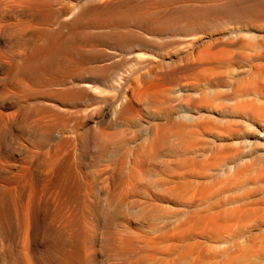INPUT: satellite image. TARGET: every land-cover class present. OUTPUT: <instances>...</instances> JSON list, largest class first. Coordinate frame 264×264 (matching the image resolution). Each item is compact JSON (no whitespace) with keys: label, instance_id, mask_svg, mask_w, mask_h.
Wrapping results in <instances>:
<instances>
[{"label":"bare ground","instance_id":"6f19581e","mask_svg":"<svg viewBox=\"0 0 264 264\" xmlns=\"http://www.w3.org/2000/svg\"><path fill=\"white\" fill-rule=\"evenodd\" d=\"M56 4L0 0V264H135L124 261L159 244L136 229L154 210L137 211L134 198L169 133L159 131L152 147L135 152L125 175L108 165L93 176L86 171L120 145L117 133L99 129L103 109L81 106L103 92L92 77H106L115 66L99 59L116 56L110 45L152 43L165 29L227 20L263 27L264 0H73L70 11ZM151 57L139 54L127 74L108 79L110 88L130 84L116 118L132 115L140 85L133 68ZM197 57L186 65L206 64L203 54ZM174 72L155 71L164 80ZM258 116L264 122V103ZM125 206L132 227L121 222L129 216ZM182 229L179 237L190 235L189 226Z\"/></svg>","mask_w":264,"mask_h":264},{"label":"rangeland","instance_id":"374dc122","mask_svg":"<svg viewBox=\"0 0 264 264\" xmlns=\"http://www.w3.org/2000/svg\"><path fill=\"white\" fill-rule=\"evenodd\" d=\"M72 4L57 0L56 7L70 11ZM224 22L165 29L152 43L110 45L108 52L116 56L99 60L115 66L107 79L99 74L91 79L103 92L81 101L87 110L103 109L99 129L117 133L120 142L86 170L91 176L107 165L125 175L135 152L145 143L151 146L159 131L169 133L134 198L137 211L154 210L149 223L136 229L159 244L156 251L131 254L125 263L264 264V122L257 120L264 103V26ZM139 54L154 59L133 68L140 79L135 106L128 121L118 119L115 110L130 84L110 88L109 80L127 74ZM202 54L206 64L187 66ZM155 71L174 73L164 80ZM125 211L129 216L121 222L132 227L133 214ZM187 226L193 233L179 237Z\"/></svg>","mask_w":264,"mask_h":264}]
</instances>
